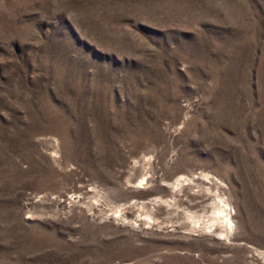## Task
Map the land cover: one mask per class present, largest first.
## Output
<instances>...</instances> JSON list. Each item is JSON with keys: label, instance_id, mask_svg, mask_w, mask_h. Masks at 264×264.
<instances>
[{"label": "rangeland", "instance_id": "obj_1", "mask_svg": "<svg viewBox=\"0 0 264 264\" xmlns=\"http://www.w3.org/2000/svg\"><path fill=\"white\" fill-rule=\"evenodd\" d=\"M0 264H264V0H0Z\"/></svg>", "mask_w": 264, "mask_h": 264}, {"label": "bare ground", "instance_id": "obj_2", "mask_svg": "<svg viewBox=\"0 0 264 264\" xmlns=\"http://www.w3.org/2000/svg\"><path fill=\"white\" fill-rule=\"evenodd\" d=\"M223 202V200H221ZM230 208L227 205V203H223V205L221 206H215L213 214L211 215V217L209 218V221L211 224H213L214 222H218V223H222L223 225H228V227L230 228ZM217 223V224H218ZM210 224V225H211ZM220 225V224H219Z\"/></svg>", "mask_w": 264, "mask_h": 264}]
</instances>
